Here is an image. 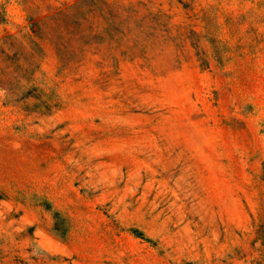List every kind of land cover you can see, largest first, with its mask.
<instances>
[{"label":"rangeland","instance_id":"rangeland-1","mask_svg":"<svg viewBox=\"0 0 264 264\" xmlns=\"http://www.w3.org/2000/svg\"><path fill=\"white\" fill-rule=\"evenodd\" d=\"M0 264H264V0H0Z\"/></svg>","mask_w":264,"mask_h":264}]
</instances>
